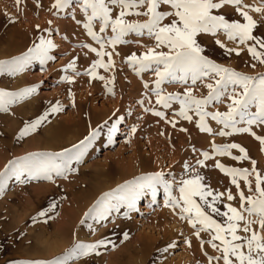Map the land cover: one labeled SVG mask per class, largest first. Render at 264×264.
<instances>
[{
    "label": "rangeland",
    "instance_id": "rangeland-1",
    "mask_svg": "<svg viewBox=\"0 0 264 264\" xmlns=\"http://www.w3.org/2000/svg\"><path fill=\"white\" fill-rule=\"evenodd\" d=\"M244 1L246 0H243L244 4L252 6H260L264 3L262 2L264 0H256L257 2L255 0ZM54 2L55 0H21L17 4L16 0H0V8L5 10L2 11L3 14L0 13V60L11 59L27 51L33 42L37 41L39 35H45L47 38L52 39L56 45L50 52L54 59L48 61L43 68L38 63H33L25 71L15 76L7 74L0 76V89L6 91L15 92L28 87H37L36 93L11 105L7 112H0V171H3L8 162L13 159L36 152H59L65 148H70L73 143H79L78 141L81 139L69 141L66 137L57 142L56 145H65L59 151L45 148L28 149L33 139L43 137L47 131L58 126L75 133L78 130L77 125L82 121L86 128V130L84 128L85 137L90 129L105 124V120L102 121L103 123L92 124L91 121L82 119V109H86L94 117H101L109 110L114 109L115 113L116 108L120 109L116 112V117L111 118L112 116H110L106 120L110 125L117 118H120L119 130L114 136L112 144L107 143L106 135L101 140L98 139L82 161L73 165L76 171L70 173L67 179L55 178V183L44 179H34L26 184H18L15 180L9 181L4 192L0 193V264L51 260L63 255L75 241L94 243L101 239L110 241V243L99 248L97 250L98 254L93 253L87 257H80L74 262H70V264H208L205 252L211 256L218 255V253L207 244L203 249L201 248L199 240L187 222L181 221L170 207L164 206L162 191L157 196L155 204L151 202V197H143L137 203L138 210L128 213L127 216H125L127 210L121 209L119 213H113L108 220L102 222V225L93 221L81 224L84 213L104 192L111 191L138 176L157 172H163L166 179L171 180L174 177L178 182L180 179L188 177L184 167L185 164L189 165L193 171L202 173L201 175L205 177L204 183L210 185L215 191L226 192L231 190L233 195L236 196V188L231 184V178L225 176L219 169L217 171L223 177L218 175L216 177L215 174L212 176L213 172H208V168L198 167L196 161L203 158H198L195 155L199 153L196 150L189 148L190 152L188 151L189 153L182 156L185 157L184 160L181 159L182 161L180 157L177 158L178 156L175 158L174 152L179 150L177 147L182 139V134L187 132L181 131L185 128L183 119L172 115L171 109L165 110L156 105L155 96L151 95L146 89L137 98L136 96L134 98L128 97L130 94L126 88H123V82L128 84L135 82L141 86L146 79L148 83L151 79H155L153 73L147 72L138 76L127 64L124 67L121 66L120 62L117 63L118 65L114 64V67L107 71V73L110 72L109 75L103 74L105 80L84 75L83 73L89 67L83 68L80 65L76 66L77 71L81 73L80 75L74 74L71 70L64 71L67 64L73 59L76 60V64L80 62L79 57L83 55V51L87 52V49L79 46L87 44L85 41H90V37L86 36V30L83 28L84 17L78 7L73 5L72 8L61 12L57 16L53 15L55 10L49 11ZM38 4L40 7H37ZM162 8L168 10L166 6H162ZM73 11L75 19L71 15ZM249 14L253 15L254 20L257 19L258 25L264 23V20H262L264 14L256 12H250ZM126 19H130L131 21H129L132 22L133 17H126ZM77 21H80V23H77ZM165 23H167V20ZM98 26L99 23L94 22L95 31L99 30ZM45 30H51V35ZM14 32L19 33L21 36L15 39L13 37ZM220 36L219 39L222 43L226 42L225 45L227 44L228 48L236 47V44L229 42L226 37L222 40ZM126 39L133 42L120 46L131 49L130 53L136 51L138 53V48H143L142 52H144L147 47L154 45V41L148 39L147 36L137 38L130 35ZM95 46L99 47L97 44ZM9 50H14L15 53L8 56L6 52ZM226 56V59L219 64L231 67L239 72L243 71L242 73L247 75L264 73V66L252 61L243 47H241L239 56L235 53ZM235 59L240 62L241 67L235 68L232 65L236 61ZM253 64H255V67H252ZM125 68H130V72L129 70L126 71ZM110 75H113L115 80L113 85H109L113 89L112 93H109L105 86L108 79L113 77ZM64 76L71 77L73 82H63L62 78ZM162 87L165 92L183 91V86L180 85H164ZM195 90H198V86ZM57 101L62 106L63 110L61 112L50 115L48 120L35 132L22 139L18 138L25 122L36 119L51 104ZM141 101H143V104H141ZM227 103L228 101L225 100L223 104H214L209 109L211 111H227ZM145 108L164 111L166 119L162 120L152 115L151 112H145ZM173 108L178 110V105H173ZM215 108L216 110H214ZM168 120H175L176 126L172 127L171 123L167 122ZM133 126L137 129L134 134L130 132ZM221 127L213 133L218 132ZM253 131L257 135L264 136V130L261 128L254 127ZM228 137H234V141L236 138L239 145L242 143V146H240L245 147V150H249L247 151L248 154H250V150H254L258 151L257 155H264V152H261L264 151V147L260 146L259 141L249 134H233L225 137L208 134V139L216 141L217 145L227 144ZM237 141L234 143L238 144ZM244 143L245 146H243ZM193 151L197 153H193ZM235 151L232 150L236 153ZM233 155L239 156L241 154L238 152V155ZM142 157L146 161L145 165L139 160ZM172 157L175 160L171 162ZM250 158L251 156H249V160L243 161V164L240 161H235V164L231 162L232 159L230 158L231 160L228 163L231 162L232 165L230 164L229 167L251 169L252 159ZM255 161L257 162V160ZM225 162L227 163V161ZM139 163L141 164L138 165ZM108 165L112 166V171L108 172L110 174L107 173L105 178L103 176L100 180L93 178L98 170L110 169ZM257 170L261 171L258 163ZM103 179L106 180L102 181ZM222 179H226V184H231L226 190H221L216 186V184L224 183ZM242 187L244 186L242 185ZM245 192L247 194L246 188ZM175 194L178 195V192ZM53 201L57 203V208L54 213L49 214L50 218L47 219V222H42V218L41 222L34 223L33 217H36L41 209H46ZM223 203H231L235 207L239 206L238 197L237 200L231 202L227 201L225 197ZM222 210H224L223 207ZM89 224L93 225L91 229L88 227ZM56 231H59V233H56ZM125 234H127L126 237ZM63 235L66 239L65 248L53 255H48L47 245L50 236L53 238L57 236L56 239L59 238L60 240ZM201 235L205 240L209 238L207 234L202 233ZM169 244H173L175 247L161 256L162 250ZM146 245L148 248H146Z\"/></svg>",
    "mask_w": 264,
    "mask_h": 264
},
{
    "label": "snow or ice",
    "instance_id": "snow-or-ice-1",
    "mask_svg": "<svg viewBox=\"0 0 264 264\" xmlns=\"http://www.w3.org/2000/svg\"><path fill=\"white\" fill-rule=\"evenodd\" d=\"M20 2L21 0H16L17 4ZM73 5L83 14V28L87 36L99 46H79L97 57L84 75L105 80V77L97 75V69L108 71L114 67L112 56L116 46L132 43L133 41L126 39L130 35L137 38L147 36L154 41V45L147 47L146 51L139 55L132 52L124 62L138 76L147 72L154 74L155 79L151 84L145 82L144 88L155 96L156 105L165 110L171 109L172 115L188 122L193 121V115L190 113L194 114L198 118L196 126L201 132L221 137L249 134L264 147V136L253 131L254 127L264 130V73L247 75L225 67L210 58L201 43L202 38H213L214 43L229 56L232 53L239 56L243 47L252 61L264 66V34L254 33L258 24L249 14H264V3L252 6L244 4L243 0H55L49 11L55 10L53 15L58 16ZM162 6H166L168 10H163ZM228 6L234 9L239 19L226 18L222 10ZM71 15L75 19L74 11ZM130 16L146 19L143 22H130L126 19ZM94 22L99 23L98 31L94 30ZM45 31L51 35V30ZM220 35L236 44V47L228 48L219 39ZM37 41L19 56L0 60V76H15L33 63H38L43 68L48 61L53 60L50 55L56 47L53 40L39 35ZM109 47L113 51H107ZM252 67H255V64ZM68 70L76 75L81 74L76 69L75 59L64 69L65 72ZM62 80L73 82L69 76H64ZM114 82L112 77L105 85L109 93L113 92L109 85ZM164 85H180L183 86V91L165 92L162 87ZM197 86L206 88L207 94L201 97L194 95ZM36 92V86L15 92L0 89V112H7L11 105ZM225 100L228 101L227 111L208 110L210 106L223 104ZM173 105H178V110H175ZM62 110L59 101L51 104L36 119L25 122L18 138L22 139L35 132L50 115ZM144 111L151 112L162 120L166 119L164 111L150 108H145ZM209 119L222 126L218 132L213 133L208 124ZM167 122L171 123L172 127L176 126L175 120ZM119 123L120 118L110 125L105 121L104 125L90 129L79 143L61 152L30 153L9 161L5 169L0 171V193L4 192L12 180L18 184H26L34 179H44L52 183H55V178L67 179L70 173L76 171L73 165L82 161L98 139L106 135L107 143H113ZM136 131L135 126L130 129L132 134ZM234 149L241 155H232ZM201 156L203 159L196 161V165L201 168L205 166V161L213 159V156H227L234 161L249 160L245 148L236 143H213L212 155L204 151ZM251 165V169L226 167L218 160L214 164L215 168L231 178L230 182L236 188V196L231 190H213L210 185L204 183L205 177L200 172L193 171L187 164L184 167L188 177L178 182L174 177L171 180L166 179L163 172L138 176L99 196L84 213L81 224L93 221L102 225V222L108 220L113 213H119L121 209L127 210V216L128 213L138 210L137 203L143 197H151V202L155 204L162 191L164 206L170 207L181 221L187 222L201 248L207 244L218 253L211 256L205 252L208 264H264V172L257 170L255 160H251ZM177 192L178 195L175 194ZM225 197L229 202L237 200L238 197L239 206L223 203ZM56 208L57 203L53 201L33 217V222H41L43 218L42 222L46 223L50 218L49 214L54 213ZM88 227L91 229L93 225L89 224ZM202 233L207 234L209 238L203 239ZM108 243L110 241L105 239L94 243L75 241L63 255L55 259L19 264H70L80 257L98 254L97 250ZM173 247V244L166 246L161 256Z\"/></svg>",
    "mask_w": 264,
    "mask_h": 264
},
{
    "label": "bare ground",
    "instance_id": "bare-ground-1",
    "mask_svg": "<svg viewBox=\"0 0 264 264\" xmlns=\"http://www.w3.org/2000/svg\"><path fill=\"white\" fill-rule=\"evenodd\" d=\"M247 1V0H246ZM246 1H244V2H246ZM253 1V0H252ZM256 1V0H255ZM257 2V1H256ZM262 2H264V1H262ZM252 4V3H251ZM256 4V3H255ZM254 4V5H255ZM3 9V8H2ZM163 9V8H162ZM164 10H165V8H164ZM2 11H5V10H1V8H0V13L2 12ZM225 14H226V18H232V19H239V17H238V15H237V13L234 11V9L232 8V7H230V6H228V7H226L225 9H223L222 10ZM19 12V11H18ZM4 12H2L1 14H3ZM9 15V14H8ZM260 15V14H259ZM253 16V15H252ZM1 17V16H0ZM133 17V19H132V22H135V21H139V22H143L146 18L145 17H136V16H132ZM10 18H11V16H10ZM254 18V17H253ZM1 19V18H0ZM9 19V18H8ZM131 19V18H130ZM129 19V20H130ZM262 20H264V16H262ZM131 21V20H130ZM255 21H257V19L255 20ZM168 22V21H167ZM99 27V26H98ZM18 32V31H17ZM15 33L14 32V34H13V37H15V39L16 38H18V37H20L21 35H19V33ZM254 33L255 34H264V23L262 22V24L260 23L259 25H258V28L257 29H255L254 30ZM87 36V35H86ZM221 37V39L223 40V38H224V36L222 35V36H220ZM87 40V39H86ZM88 42H86L85 41V43H87V44H90V45H92L93 47H97V46H95V42H93L92 40H91V38H90V41L89 40H87ZM225 41H226V38H225ZM139 42V41H138ZM201 43L203 44V46L205 47V51H206V54L210 57V58H212V59H214L217 63H221V61H224L225 59H226V55H225V53L224 52H222V49H220L215 43H214V39L213 38H210V37H206V38H202V40H201ZM226 43V42H225ZM227 45V44H226ZM139 50H138V53H137V55H139V54H141V53H143L142 51H143V48H138ZM133 50V49H132ZM136 50V49H135ZM83 51V50H82ZM107 51H113L112 50V48L111 47H109L108 49H107ZM130 51H131V49L129 50L128 48L126 49V48H123L122 46H120V45H117L116 46V48H115V51L113 52V56H112V59H113V61H114V64L115 65H118L117 63L118 62H120V64H121V66H124V65H126V63L124 62L125 61V59H126V57L128 56V55H130L131 53H130ZM146 51V49L144 50V52ZM137 52V51H136ZM7 53V55L8 56H12L14 53H15V51L14 50H9V51H7L6 52ZM116 53H119V55H117ZM233 54V53H232ZM96 56H93V53H89L88 51L86 52H84L83 51V55H81L80 57H79V60H80V62L79 63H77L76 64V66H81V67H83V68H88V67H90V65H91V63H92V61H94L96 58H95ZM236 57V56H235ZM236 60V59H235ZM105 61L107 62V57H105ZM234 62V61H233ZM227 64V63H226ZM229 64V63H228ZM232 65H234L235 66V68H238L239 66L241 67L242 65L240 64V62H238L237 60L232 64ZM231 65V66H232ZM246 65V64H245ZM120 66V65H119ZM117 67V66H116ZM125 67V66H124ZM119 68V67H118ZM117 68V70H119V69H121V68H119L118 69ZM231 68V67H230ZM126 69V68H125ZM130 68H127L126 69V71H128ZM87 70V69H86ZM117 70H115V71H117ZM247 70V69H246ZM109 71V70H108ZM120 71V70H119ZM123 71H125V70H123ZM122 72V71H121ZM129 72H130V70H129ZM243 72V71H242ZM110 73V72H109ZM109 73H107V71H105L103 68H98L97 69V75L98 76H103V74L105 75H109ZM112 74H114V73H112ZM127 75V74H126ZM110 76H113V75H110ZM105 77V76H104ZM114 77V76H113ZM110 79V78H109ZM133 80V79H132ZM147 80V79H146ZM143 81V85H141V86H139V85H137L135 82H132V84H131V82H130V84H128V83H126V82H123V88H126L127 89V91L129 92V94H130V96L128 95V97H130V98H134V96H136V98L137 97H139L140 96V93H143V90L145 89L144 88V83L145 82H148V80L147 81ZM152 80L153 79H151L150 80V84H151V82H152ZM93 81V80H92ZM97 82H98V80H97ZM96 82V83H97ZM102 82V81H101ZM143 86V87H142ZM91 87V86H90ZM170 89V88H169ZM120 91V90H119ZM122 91V90H121ZM177 92V91H176ZM196 94V96L197 97H201V96H204V95H206L207 94V89L205 88H203V86H198V90H195L194 91ZM145 94V93H144ZM138 101H140V100H138ZM122 103V102H121ZM121 105V104H120ZM116 106V105H115ZM115 110V109H114ZM114 110H109V112H107V113H105V114H103V116H101V117H94L92 114H90L86 109H82V111H81V113H82V119H85V120H89V121H91L92 122V124H98V123H100V122H102L103 120H107V118L109 117L110 118V116H112L111 118H114V117H116L117 116V114H116V112H118L119 110L116 108V112L114 113ZM209 111H211L210 109H208ZM214 110H216V108L214 109ZM222 110H224V109H222ZM227 110V109H226ZM213 111V110H212ZM112 113H113V115H112ZM191 115H193V121L192 122H188V121H186V120H184L185 121V123H184V129H186V133L185 134H182L183 136H182V139L180 140V142H179V144H178V147L177 148H179V150H178V152L176 151V152H174L175 153V158H176V156H178L177 158H179L180 157V160L181 159H185V157H182L184 154L186 155L187 153H189L190 151H189V148L190 149H193V150H196V151H198L199 153H197L196 151H193V153H197V154H195V155H197L198 156V158H203L202 156H201V153L202 152H204V151H207V152H209L210 153V155H212V144L213 143H215L216 141H213V140H210V139H208V133H205V132H201L200 131V129L196 126V121H197V117L194 115V114H192V113H190ZM129 117V116H128ZM143 118V117H142ZM110 120V119H109ZM103 123V122H102ZM208 124H209V126L213 129V131H216V130H218V128H220L221 127V125H218V124H216L215 123V121H211L210 119L208 120ZM95 126H97V125H95ZM189 127H190V130H189ZM77 128H78V130L75 132V133H73V132H71L69 129H67V128H64V127H62V126H58L57 128H54L53 130H50V131H47L46 132V134H44V136L43 137H40V138H35V139H33V141L31 142V145H30V148H28V149H35V148H45V149H51V150H57V151H59V149H61L63 146H65V145H63V146H59V145H56L57 144V142L58 141H61L62 139H64V138H66L67 137V139L70 141V140H82L83 138H84V128H85V126H84V123H82V121H80V123L77 125ZM182 128V127H181ZM85 130H86V128H85ZM177 131V130H176ZM86 133V132H85ZM71 135V136H70ZM180 136H181V134H180ZM157 137V136H156ZM229 139H227V141L226 142H228V143H234V142H236L237 140H236V138H235V141H234V137L233 138H231V137H228ZM245 139H247V138H245ZM244 139V140H245ZM101 140V139H100ZM217 140V139H216ZM241 140V139H240ZM251 140V139H250ZM234 141V142H233ZM243 141V140H242ZM65 142H66V140H65ZM79 142V141H78ZM238 142V141H237ZM241 142V141H240ZM59 144V143H58ZM73 144H75V143H73ZM216 144V143H215ZM237 144V143H236ZM238 144H239V142H238ZM242 143H240V145H241ZM247 145V144H246ZM242 146V145H241ZM243 146H245V143H244V145ZM261 146V145H260ZM248 147V146H247ZM245 148V147H244ZM251 148V147H250ZM258 148V147H257ZM253 149V148H252ZM261 149V148H260ZM259 150V149H258ZM189 151V152H188ZM192 151V150H191ZM234 151H235V149H234ZM238 150H236L235 152L236 153H234V152H232L233 154H236V155H238V152H237ZM246 151H249V150H246ZM59 152H61V151H59ZM258 152V151H257ZM257 152L256 151H254V150H250V154H248V156H251V158L250 159H255V160H257V163H258V165H259V167H260V169H261V171L262 172H264V155L262 156H259V155H257ZM261 152H264V151H261ZM260 153V152H259ZM232 154V155H233ZM184 155V156H185ZM171 156H172V154H171ZM259 156V158H257ZM144 157H142V158H140L139 160H140V162L142 163V164H144L146 161H144V159H143ZM173 160H175L173 157L171 158V162L173 161ZM219 161L220 163H222V164H224L226 167H229V166H231L232 164H231V162H233V163H235L236 164V162L234 161V160H231L230 159V157H227V156H213V159H211L210 161H205V167H203V168H208L207 170H208V172H213V174H212V176L215 174V176L216 175H218V176H221L222 174H220L217 170V168H215L214 167V164H215V162L216 161ZM231 160V162H230V164L228 163V161H230ZM151 161V160H150ZM182 161V160H181ZM180 161V162H181ZM225 161H227V163L225 162ZM239 162V161H238ZM141 163H139L138 165H140ZM240 163L241 164H243L244 162L243 161H240ZM147 164V163H146ZM174 164V163H173ZM145 165V164H144ZM234 166V165H233ZM140 167V166H139ZM108 168H110V169H108V170H105V169H101V170H98L96 173H95V175H94V177L93 178H95L96 180H100L101 178H103V176H104V178H105V176H106V174L111 170V168H112V166H110V165H108ZM138 168V166L136 167V169ZM161 168V167H160ZM139 170H140V168H139ZM138 170V171H139ZM159 170V169H158ZM171 170V169H170ZM177 170V169H176ZM112 171V170H111ZM142 171V170H141ZM203 172V171H202ZM141 173V172H140ZM145 173H146V171H145ZM147 173H148V171H147ZM108 174H110V173H108ZM134 174H136V173H134ZM202 174V173H201ZM204 174V173H203ZM208 174V173H207ZM209 174H211V173H209ZM124 175H126V174H124ZM110 176V175H109ZM123 176V175H122ZM128 176V175H127ZM111 177V176H110ZM217 177V176H216ZM221 177H223V176H221ZM107 178V177H106ZM208 178H210V177H208ZM111 179H112V177H111ZM211 179V178H210ZM221 179V178H220ZM224 179V178H223ZM222 179V180H223ZM229 179V178H228ZM104 180H106V179H103L102 181H104ZM108 180H109V178H108ZM221 180V181H222ZM226 180V179H225ZM225 180H223L224 181V183H219V184H216V186L218 187V188H220L221 190L223 189V190H226V189H228L230 186H229V184L230 183H228V184H226L225 183ZM110 181V180H109ZM229 181V180H228ZM216 183V182H215ZM214 184V183H213ZM231 185V184H230ZM229 186V187H228ZM234 188V187H233ZM71 190V189H70ZM217 190V189H216ZM70 194H72V193H70ZM81 225V224H80ZM78 229V228H77ZM118 229V228H117ZM80 230V229H79ZM78 230V231H79ZM56 233H59V231L57 232L56 231ZM81 233V232H80ZM49 234H50V232H49ZM77 234H79V233H77ZM103 234V233H102ZM57 235V234H56ZM62 235V234H61ZM65 235V234H64ZM64 235L63 236H61V238H60V240H59V238L58 239H56L57 238V236L56 237H51L50 236V238H49V240L50 241H48V245H47V254L48 255H53V254H55V253H57V252H59V251H61L62 249H64L65 248V246H66V239H65V237H64ZM81 235V234H80ZM79 235V236H80ZM58 237H59V235H58ZM187 241V240H186ZM47 244V243H46ZM146 248H148V246L146 245ZM210 249V248H209ZM197 255V254H196ZM191 259V258H190Z\"/></svg>",
    "mask_w": 264,
    "mask_h": 264
}]
</instances>
